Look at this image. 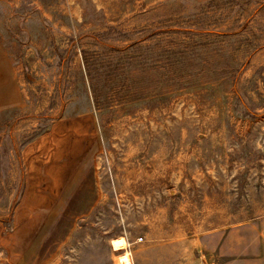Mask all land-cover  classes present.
Masks as SVG:
<instances>
[{
    "label": "rangeland",
    "instance_id": "rangeland-1",
    "mask_svg": "<svg viewBox=\"0 0 264 264\" xmlns=\"http://www.w3.org/2000/svg\"><path fill=\"white\" fill-rule=\"evenodd\" d=\"M53 133L99 197L41 264H264V0H0V264Z\"/></svg>",
    "mask_w": 264,
    "mask_h": 264
},
{
    "label": "crops",
    "instance_id": "crops-1",
    "mask_svg": "<svg viewBox=\"0 0 264 264\" xmlns=\"http://www.w3.org/2000/svg\"><path fill=\"white\" fill-rule=\"evenodd\" d=\"M57 140L55 133L44 144L35 140L30 144L32 149L24 161L25 188L18 207L39 205L40 208L38 215L24 217L23 222L15 225V230L9 234L15 248L12 253H18L19 264L23 263V253L28 256V261L23 264H41L51 259L68 237L69 230L66 229L69 226H63L61 222H70L71 216L76 213L87 214L89 207L99 197L89 155L76 157V149L81 139L80 143L76 139H68L63 151ZM82 206L88 208L79 213ZM18 214V220H21L22 215L26 216ZM16 216L15 212V220ZM33 220H41L43 224L33 232L31 229L28 231L27 227Z\"/></svg>",
    "mask_w": 264,
    "mask_h": 264
},
{
    "label": "bare ground",
    "instance_id": "bare-ground-1",
    "mask_svg": "<svg viewBox=\"0 0 264 264\" xmlns=\"http://www.w3.org/2000/svg\"><path fill=\"white\" fill-rule=\"evenodd\" d=\"M112 244H113L115 249H119V248L124 247L125 242H124L123 238H118V239L112 240ZM121 262H123L124 264H129V257L125 256V257L121 258Z\"/></svg>",
    "mask_w": 264,
    "mask_h": 264
}]
</instances>
